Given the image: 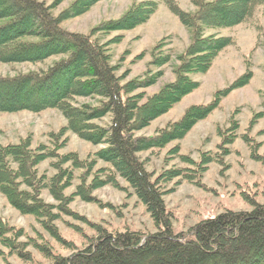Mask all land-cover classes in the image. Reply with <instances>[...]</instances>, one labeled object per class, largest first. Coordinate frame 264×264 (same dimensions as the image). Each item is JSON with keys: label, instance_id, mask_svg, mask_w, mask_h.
I'll return each mask as SVG.
<instances>
[{"label": "rangeland", "instance_id": "374dc122", "mask_svg": "<svg viewBox=\"0 0 264 264\" xmlns=\"http://www.w3.org/2000/svg\"><path fill=\"white\" fill-rule=\"evenodd\" d=\"M35 1L50 7L56 17L74 0ZM142 2L158 4L145 24L124 32L103 29V23L118 20L133 4ZM174 4L185 12L195 9L192 0H103L59 26L68 33H92L93 39L105 47L110 65L117 68L121 86L162 71L153 86L131 94L142 95L143 103L174 81L176 58L190 43L189 31L168 10L167 5L174 8ZM211 34L232 37L233 44L214 59L205 74L191 75L200 84L198 89L134 133L146 138L156 135L177 121L188 107L209 103L216 91L243 75L247 67L251 70L249 83L232 91L218 109L197 123L183 139L163 149L138 154L153 179L169 170L183 174L161 184L174 234H187L199 222L225 211L249 212L264 205V6H258L247 22L206 31V35ZM160 42L163 52L171 56L169 63L160 68L148 67L150 53ZM62 58L51 57L33 64L0 63V77L45 71ZM102 102L105 101L98 97L77 98L72 106L99 108ZM260 113L263 115L251 121ZM109 122L107 115L92 124L102 128ZM234 124L235 137L224 146L221 136L229 135ZM65 126L66 120L57 110L0 114L1 147L25 140L32 152L39 149L46 156L27 169V185L19 187L20 192L35 200L38 207L34 214H21L0 195V221L10 231L0 239V264H52L53 257L67 258L83 251L103 233L127 231L144 238L156 232L145 205L129 185L107 163L96 159V152L105 145H92L63 130ZM202 155L214 161L198 170Z\"/></svg>", "mask_w": 264, "mask_h": 264}, {"label": "trees", "instance_id": "16d2710c", "mask_svg": "<svg viewBox=\"0 0 264 264\" xmlns=\"http://www.w3.org/2000/svg\"><path fill=\"white\" fill-rule=\"evenodd\" d=\"M100 1L103 0H74L55 17L50 7L35 0H0V63L33 64L63 57L45 71L0 77V114L59 111L66 120L63 130L92 145H105L96 152V159L107 163L124 179L145 205L156 228L154 234L144 238L127 231L100 234L83 251L67 258L53 257L52 264H264V205L249 212L225 211L199 222L187 234H174L161 184L183 174L180 170H169L153 179L138 157L143 151L163 149L183 139L197 123L218 109L232 91L249 83L252 77L249 67L227 87L216 91L209 103L188 107L177 121L156 135L148 138L134 135L198 89L200 84L191 75L205 74L214 59L233 44L232 37L206 35V31L229 29L247 22L258 6H264V0H192L193 12L180 10L175 4L174 8L167 5L189 31L190 43L176 58L174 81L143 103H140L142 95L131 94L153 86L162 71L121 86L117 68L110 65L105 47L93 39L92 33L84 36L60 29L61 22L79 17ZM157 8L156 3L133 4L118 20L103 23V29L130 31L145 24ZM162 43L150 53L152 60L148 67L160 68L169 63L171 56L163 52ZM86 97H98L105 102L99 108L72 106L75 99ZM107 115L110 122L106 127L92 124ZM261 115H254L251 121ZM236 129L234 124L228 130V138L221 136L224 146L231 144ZM38 151L32 152L25 140L0 146V195L21 214H34L38 207L33 197L19 190L21 185H27V169L46 158ZM213 161L202 155L198 170ZM9 232L0 221V239Z\"/></svg>", "mask_w": 264, "mask_h": 264}]
</instances>
